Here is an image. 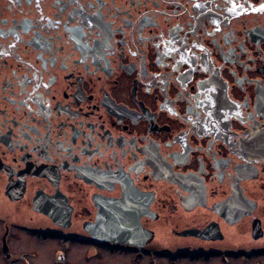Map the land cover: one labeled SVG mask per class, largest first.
I'll use <instances>...</instances> for the list:
<instances>
[{
  "label": "flooded vegetation",
  "instance_id": "obj_1",
  "mask_svg": "<svg viewBox=\"0 0 264 264\" xmlns=\"http://www.w3.org/2000/svg\"><path fill=\"white\" fill-rule=\"evenodd\" d=\"M0 264H264V0H0Z\"/></svg>",
  "mask_w": 264,
  "mask_h": 264
},
{
  "label": "water",
  "instance_id": "obj_2",
  "mask_svg": "<svg viewBox=\"0 0 264 264\" xmlns=\"http://www.w3.org/2000/svg\"><path fill=\"white\" fill-rule=\"evenodd\" d=\"M100 222H103V220H100ZM101 228H104L105 229V225H102V226L99 227V229H101ZM119 228H121V227H117L116 228L117 233H121L122 232V229H119ZM94 231L95 230L92 228L90 232L93 233Z\"/></svg>",
  "mask_w": 264,
  "mask_h": 264
}]
</instances>
